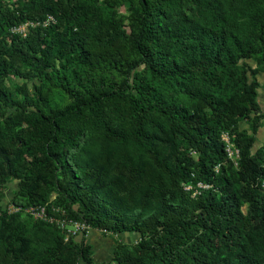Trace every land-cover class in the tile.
Returning a JSON list of instances; mask_svg holds the SVG:
<instances>
[{"label":"trees","instance_id":"trees-1","mask_svg":"<svg viewBox=\"0 0 264 264\" xmlns=\"http://www.w3.org/2000/svg\"><path fill=\"white\" fill-rule=\"evenodd\" d=\"M128 1L127 29L100 0H0V186L18 179L27 202L85 231L139 232L132 244L115 239L114 264H264V148L252 154L253 138L238 131L251 112L264 117V0ZM28 20L40 23L27 36L12 31ZM7 75L42 84L20 98ZM224 130L239 141L241 171ZM102 132L131 134L151 168L124 151L114 173L97 164ZM183 183L208 187L192 196ZM92 254L43 219L0 233V264Z\"/></svg>","mask_w":264,"mask_h":264},{"label":"rangeland","instance_id":"rangeland-1","mask_svg":"<svg viewBox=\"0 0 264 264\" xmlns=\"http://www.w3.org/2000/svg\"><path fill=\"white\" fill-rule=\"evenodd\" d=\"M10 4L16 2V0H6ZM102 8L110 14H113L117 18L123 19V26L129 28V22L126 18L129 13V1L128 0H116L115 3L110 7L107 5L105 0H100ZM49 22H55L53 16H48V18L43 22L46 26ZM40 22L35 21H24L15 25L12 28L13 32L27 36L32 28H36ZM250 64L254 65V61L251 60ZM261 87L258 89L259 102L263 108L264 114V73L260 72L257 76ZM3 83L7 88L16 93L20 98H23V91L21 87H25L30 94H35L37 91V86L42 84L40 77H30L25 78L16 75H7L3 78ZM57 100L62 101V96L57 95ZM4 107H0V121L4 119ZM124 125L127 130H130L131 125L126 121ZM256 127V128H255ZM238 131L246 132V136L253 138V142L250 146L252 154H255L260 148H264V117H261L258 113L251 112L248 116L244 117L238 123ZM228 136V143L233 150L232 154H227L230 162L234 169L239 171L242 170V159L243 155L241 152V147L239 146V141L237 142V137L235 133H231L229 130L222 131L221 137ZM8 149L10 148L9 142L5 143ZM124 151L128 153L132 158V162L141 169L151 168L149 159L144 155L143 148L135 142L131 134H128L126 140H115L109 138L104 132L100 133L97 138V145L93 155V159L100 166L108 169L111 173H114L117 162H122L123 154L120 152ZM264 165V162H263ZM219 168V166H218ZM130 178L124 177L125 183H130ZM143 184L142 182H140ZM262 184L264 186V177L262 179ZM182 186L185 190L190 191L192 196L199 193L200 187L193 186L191 184L183 183ZM205 188V187H204ZM20 198L21 201H20ZM50 202L54 204L56 210L61 209L62 204L58 199L57 193L55 191L51 192L49 195ZM42 207V205H36L29 203L25 200V197L20 195L19 180L15 178H10L9 181L5 182L0 186V233L3 239H7L11 234L16 232L22 225L31 226L38 221L42 220L40 217L34 215V211L31 208ZM59 220H65L64 225L55 222L65 234V241L74 240L77 243L84 241L92 246V262L89 263L80 259V264H114V248L115 239L120 238L123 243L132 244L140 240V233L136 231L119 233L117 235L104 234L102 231L94 228H86L83 226H77L76 224L68 221L66 218H58ZM50 223V222H49ZM31 245V243H30Z\"/></svg>","mask_w":264,"mask_h":264},{"label":"built area","instance_id":"built-area-1","mask_svg":"<svg viewBox=\"0 0 264 264\" xmlns=\"http://www.w3.org/2000/svg\"><path fill=\"white\" fill-rule=\"evenodd\" d=\"M223 141L225 142V150L227 152V154H232L233 153V150L231 149L228 143V136H223ZM198 186L199 187H208V185H204L202 183H198ZM31 210L34 211V215L40 217L41 219L43 220H46V221H49V222H58L60 223L61 225H64V221L63 220H59V219H56L52 216H49L47 213H46V208L45 206H42V207H37V208H31ZM70 222H72L71 220H69ZM74 224H76L77 226H83L85 227L83 224H80L79 222H72Z\"/></svg>","mask_w":264,"mask_h":264}]
</instances>
